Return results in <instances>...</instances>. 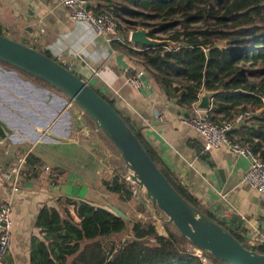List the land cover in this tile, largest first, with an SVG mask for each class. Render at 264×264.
Segmentation results:
<instances>
[{"label": "crops", "instance_id": "1", "mask_svg": "<svg viewBox=\"0 0 264 264\" xmlns=\"http://www.w3.org/2000/svg\"><path fill=\"white\" fill-rule=\"evenodd\" d=\"M111 1L118 0H90L89 8L97 10L111 5ZM0 25L6 37L48 53L57 62L69 63L73 73L112 101L142 129L162 163L200 205L227 223L241 224L258 237L264 236V193L243 181L249 161L224 148L203 151L204 139L180 121L186 115L206 116L207 112L197 111L194 105L179 106L151 81L148 67L139 58L97 38L89 23L71 19L59 0H0ZM134 45L130 47L139 51ZM5 65L0 64V120L13 132L8 134L0 126L5 133L0 138V203L10 198L1 169L28 151L40 163L29 167L26 163L19 191L11 197V245L4 264H30L32 239L43 237L36 228L40 210L44 206L57 207V200L66 198L107 206L106 199L111 200L101 180L119 165L110 160L113 154L104 146L98 150L90 146V140L83 139L87 119L65 95ZM130 77L146 81L145 86L136 91ZM216 117L217 122L223 120L221 114ZM77 118L83 120L80 131L74 127ZM254 123L246 119L231 136L241 141L239 134L244 135ZM164 222L157 217L156 226L160 225L156 228L163 235Z\"/></svg>", "mask_w": 264, "mask_h": 264}, {"label": "trees", "instance_id": "2", "mask_svg": "<svg viewBox=\"0 0 264 264\" xmlns=\"http://www.w3.org/2000/svg\"><path fill=\"white\" fill-rule=\"evenodd\" d=\"M109 7L116 18L122 19L125 15L148 28L158 22L160 27L150 37L178 44L170 51L163 46L139 47L136 51L127 43V34L138 22L122 19L129 25L123 32L117 25L123 40L112 41L113 48L139 58L148 67L151 81L181 107L191 108L206 90L217 93L206 113L211 121L217 123L216 116L220 114L223 120H228L238 113L249 112L248 120L256 123L247 127L244 135L242 132L239 135L241 141L249 143L252 151L264 160V0H118L117 3L111 1ZM159 31L165 36H156ZM0 35H4L1 25ZM43 54L51 58L48 53ZM18 72L61 94L46 82ZM105 100L190 205L227 230L245 248L264 254V243L251 245L248 242V229L238 223H227L200 205L162 163L145 140L142 129L112 101ZM4 137L0 129V138ZM36 163L40 162L32 155L27 157L28 167ZM51 180L54 182L53 178ZM101 185L111 203L130 219L123 220L107 206L71 198L59 199L57 207L44 206L37 216L36 228L43 237L32 239L30 264H204L194 253L193 244L181 236L173 224L164 222L165 234L158 233L155 218L138 199V188L126 176L122 165L106 172ZM202 255L209 264H228L207 252Z\"/></svg>", "mask_w": 264, "mask_h": 264}, {"label": "water", "instance_id": "3", "mask_svg": "<svg viewBox=\"0 0 264 264\" xmlns=\"http://www.w3.org/2000/svg\"><path fill=\"white\" fill-rule=\"evenodd\" d=\"M153 33V28L138 26L130 31L128 41L146 49L163 46L170 51L178 47L176 42L151 38ZM0 62L46 82L74 103L87 119L83 131L91 141L92 147L99 150V144L90 137L94 127L104 134L116 150L123 162L125 174L137 186L138 199L147 211L160 220L164 217L165 222L173 224L195 249L207 252L215 259L228 264H264V254L245 248L227 230L190 205L173 188L130 127L86 81L68 70L61 62H56L42 52L4 35H0ZM216 95L215 92L203 90L194 105L195 109L208 112ZM0 126L8 134L13 132L9 124L2 120ZM82 126V118H77L74 127L80 131ZM101 152L106 155L105 150ZM106 204L123 220L130 219L108 199ZM160 214L162 218L159 217Z\"/></svg>", "mask_w": 264, "mask_h": 264}, {"label": "built area", "instance_id": "4", "mask_svg": "<svg viewBox=\"0 0 264 264\" xmlns=\"http://www.w3.org/2000/svg\"><path fill=\"white\" fill-rule=\"evenodd\" d=\"M89 1L90 0H59V3L69 10L71 19L87 21L93 28L97 38L104 39L107 43L122 41L123 38L117 30L118 21L113 14L112 8L109 7V5H103L97 10H92L89 8ZM129 33L130 31L127 34V43L132 45L128 41ZM63 65L71 71L72 66L69 63H63ZM129 82L136 91H140L145 86L146 81L130 77ZM249 117V112H241L234 115L231 119L215 123L204 114L195 113L188 117H182L180 121L183 125L192 129L204 139L203 151L207 152L211 149L224 148L236 156L247 159L249 161V168L243 176V181L264 193V160L252 151L249 143L238 141L231 136V132L236 127L243 124ZM1 143L2 140H0V144ZM28 156L29 151L22 153L12 163H9L1 169V178L5 182L4 188L10 192V198L0 203V264H4L5 258L10 250L11 197L19 191V180L27 163ZM44 170L50 172L49 167H44ZM142 195L144 194L142 193ZM150 214L157 220V217H155L153 213L150 212ZM143 218L145 219V217ZM246 237L251 245L264 243V236L258 237V234L253 231L248 230ZM193 251L203 262L206 261L201 251L198 249H193Z\"/></svg>", "mask_w": 264, "mask_h": 264}, {"label": "rangeland", "instance_id": "5", "mask_svg": "<svg viewBox=\"0 0 264 264\" xmlns=\"http://www.w3.org/2000/svg\"><path fill=\"white\" fill-rule=\"evenodd\" d=\"M114 1H116V0H114ZM117 18H118L117 20H118L119 29H122V28L128 27V25H129V24H127V23H124L122 19H130V20H133V21H137V22H138L137 27H138V26H142V23H141L140 21H138L137 19H132V18H130V17H128V16H125V15L122 16V19H120L119 17H117ZM147 22H148V21H147ZM148 23H149V22H148ZM157 23H158V22H153V27H150V28H153L154 30H155V29H158V27H160V26H159ZM144 27H145V26H144ZM146 28H147V27H146ZM119 29H118V30H119ZM119 32H121V31L119 30ZM155 35H156V36H159V37H164V36H165V34L161 33L160 31H159V32H156ZM94 130L96 131V140H94V141H95L96 143H98L99 146H104V147L106 148V151H109L110 154H111V153L113 154V156L111 155L110 160L113 161L114 164H118L119 166L123 165V163H121L122 160L119 158V156H118L116 150H115L114 147L111 145V143L106 139V137L104 136V134H103L99 129H94ZM90 137H91V134H90ZM83 139L89 141V139L87 138L86 135H84ZM90 146H92V145L90 144ZM76 151L78 152V150H76ZM71 152L73 153V150H71ZM107 155H108V154H107ZM127 211H128V208H127ZM159 217L162 218L163 216L160 214ZM163 219L165 220L164 217H163ZM160 223H161V221H160ZM159 225H160V224H158L157 227H159ZM162 227H163V226H162ZM160 230H161V228H160ZM161 232H162V231H161ZM204 264H209V263H208L207 261H205Z\"/></svg>", "mask_w": 264, "mask_h": 264}, {"label": "bare ground", "instance_id": "6", "mask_svg": "<svg viewBox=\"0 0 264 264\" xmlns=\"http://www.w3.org/2000/svg\"><path fill=\"white\" fill-rule=\"evenodd\" d=\"M162 231V230H161Z\"/></svg>", "mask_w": 264, "mask_h": 264}]
</instances>
